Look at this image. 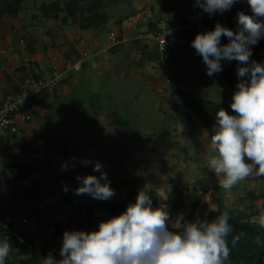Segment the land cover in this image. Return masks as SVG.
<instances>
[{"label": "crops", "instance_id": "1", "mask_svg": "<svg viewBox=\"0 0 264 264\" xmlns=\"http://www.w3.org/2000/svg\"><path fill=\"white\" fill-rule=\"evenodd\" d=\"M139 6H143L142 0H135L132 16H116L111 18L112 21L108 18L106 24L109 28L100 36L97 32L102 27L96 31L79 30L51 19H46L45 23H40V19L34 24L29 18L37 15L39 10L28 5L21 6L16 20H0V106L7 94L23 85L21 60L25 51L36 58L41 71L46 74L52 70L55 55L68 59L82 51L88 55L83 67L71 78L64 80L55 90L34 98L29 118L21 122L18 120L20 116L15 117L17 133H6L0 140V208L8 205L10 190L24 187L28 192L15 197L10 209L15 214L20 213L14 218L17 227L31 235L38 231L36 242L50 235L54 223L78 219L81 226L76 231H83V222L95 224L98 229L100 221L118 216L112 212L110 203L120 206L131 197L135 202L133 193L136 191L142 190L153 195L152 201L161 202L164 194H175L172 190L178 188L177 159L181 158L175 146L180 139L189 142V178L186 175L185 181H189V187L195 186V197L198 198L202 190L209 192L214 204L213 197H221L227 207H257L264 211V177L245 179L229 191L215 187L219 185L218 178L204 164L205 154L212 153V149L202 121L193 116L199 141L198 148H195L188 130L173 111L170 92L165 90L177 69L165 64L164 75L156 77L145 73V63L149 61L145 52L150 45L137 38L147 29L145 16L136 11ZM113 19H117L118 28L109 24ZM110 30L116 34V43H111L108 37ZM12 34L16 35V41H12ZM19 39L23 40L24 47ZM118 61L128 62L130 67L123 66L118 72V80H110V72L114 70L111 66ZM221 63L224 66L227 60ZM11 65L17 66L11 69ZM114 84L123 87L119 89ZM125 85H130L128 91L137 94L134 100L130 99L136 109L132 113L124 110V103L118 99L120 93L127 91ZM218 92L229 98L228 103L232 102L233 92L221 80ZM148 108L152 115L159 114L166 121L168 132L165 136L142 127L141 118L144 119ZM71 154L88 157L103 165L110 186L115 190L110 200L74 194L78 187L77 175L99 176L100 173L93 172L91 165L70 168L68 157ZM64 164H67L68 171L62 170ZM30 192L37 196L32 203L20 201L27 198L22 195ZM190 192L193 194L192 189ZM248 196L251 197L249 202L246 200ZM34 203L41 208L40 216L22 221L26 210H31ZM0 227L11 230L1 217ZM61 246L56 248L54 258L59 255Z\"/></svg>", "mask_w": 264, "mask_h": 264}, {"label": "clouds", "instance_id": "2", "mask_svg": "<svg viewBox=\"0 0 264 264\" xmlns=\"http://www.w3.org/2000/svg\"><path fill=\"white\" fill-rule=\"evenodd\" d=\"M239 0H195V5L212 16L223 15ZM251 15L238 11L235 31L217 22L214 29L198 32L190 42L206 65V74L223 70L221 61H237L236 90L232 95L230 114L224 109L215 113L211 129L212 153H206L204 164L219 186L231 190L248 178L264 177V62L252 60V46L264 38V0H247ZM170 34V33H166ZM222 37L227 43H222ZM82 166H92L99 176L77 175L75 195L87 194L108 201L115 195L103 165L85 159ZM68 171L67 164L62 165ZM67 191V186H64ZM170 215L162 207L154 208L151 197L138 192L118 216L99 222L93 231L63 233L62 259L51 253L41 264H231L227 237L233 232L227 211L209 221L178 223L170 230ZM264 229V212L257 218ZM238 237L233 238V245ZM259 243V237H257ZM10 252L7 242H0V264H6Z\"/></svg>", "mask_w": 264, "mask_h": 264}, {"label": "trees", "instance_id": "3", "mask_svg": "<svg viewBox=\"0 0 264 264\" xmlns=\"http://www.w3.org/2000/svg\"><path fill=\"white\" fill-rule=\"evenodd\" d=\"M105 0H43L39 5V14L32 15L33 20L51 19L58 21L64 25H70L79 30H93L96 31L103 27L108 21V14L103 10ZM117 2L119 0H110ZM23 0H0V20L4 18L16 20L19 9L21 8ZM195 0H168L159 9L162 15L171 14L185 10ZM238 11H243L251 15V10L247 4V0H239L234 4L231 10L223 13L224 26L231 28L235 31L237 27L236 15ZM205 18L202 20L203 32L214 29L216 23L211 17H208L204 12ZM120 22V21H119ZM147 29H154V21L149 20ZM201 32L199 30L187 31L183 30L175 34V45L171 49L163 51L161 54L158 52L154 45H150L146 54L149 60H161L164 64L174 66L176 75L174 76L180 82H184L185 89L177 88L169 93V98L173 104V111L178 121L183 124L189 132L191 140L195 148H198V129L193 120V116L199 118L206 130L207 138L211 142V129L215 123V113L219 109H224L230 114L232 112L230 107L231 103L217 102L202 97L193 96L187 87L192 85L207 86L213 84L215 81H222L227 85L232 92L236 90L237 74L236 70L240 66L237 61H227L223 70L208 76L206 74V65L203 63L202 58L195 53L192 49L190 42L194 39L195 35ZM222 43H227V38L222 37ZM147 45V44H145ZM146 47V46H145ZM252 60L257 62H264V38L252 46ZM183 77V79H182ZM19 175V176H18ZM20 178V174L17 173ZM220 187L219 185L215 186ZM193 197L189 204V212L185 215L180 222L184 223L185 220L189 221L204 220L209 221L217 218L219 215L227 211L230 216L229 223L233 227V232L227 237L228 247L231 249L230 260L231 264H264V229L258 226L257 218L263 210L257 207H249L246 209L227 207L221 201V197H213L216 207L209 209L204 217H196L197 206L199 199L195 197V187H193ZM24 187L13 188L9 192V203L7 206L0 208V217L4 224L11 229L0 227V242H7L10 246V252L6 258V264H41L42 258L46 257L49 253L54 256L56 248L63 242V233L68 230H77L81 225L78 219L72 222L64 221L62 223H54L53 231L50 235L43 237L36 242L37 232L32 235L27 233L25 229L19 228L14 220L15 216H20V213L15 214L10 208L13 205V199L19 197L20 193H27ZM27 197L28 204L36 199L35 193H28L22 195ZM158 198V197H157ZM156 200V199H155ZM156 201H152V204ZM165 202V201H163ZM129 203L117 206V203H110V207L114 214L120 215L122 210H126ZM176 205V204H175ZM173 204V206H175ZM29 207V206H28ZM27 207V208H28ZM264 208V201H262ZM19 208V207H16ZM41 208L37 204H33V208L29 211L26 210L24 217L34 218L40 216ZM179 222V223H180ZM91 231V230H88ZM87 232V231H86ZM234 237H238L235 245L232 241ZM259 237V243H257ZM62 259L60 254L55 258Z\"/></svg>", "mask_w": 264, "mask_h": 264}, {"label": "built area", "instance_id": "4", "mask_svg": "<svg viewBox=\"0 0 264 264\" xmlns=\"http://www.w3.org/2000/svg\"><path fill=\"white\" fill-rule=\"evenodd\" d=\"M203 11L196 7L195 2L188 6L185 10L171 14L158 16L154 20V29H146L137 35V38L148 45H154L161 54L167 49H171L175 45V34L177 32L187 30H198L205 18ZM211 17L215 23L224 24L223 15L215 13ZM170 33V34H166ZM111 43H116L117 38L114 30L108 32ZM20 44L24 47L22 39ZM88 55L85 51L80 52L73 59L58 56L52 57V70L46 74L41 71L40 65L36 58L25 51L22 56L21 65L23 71V85L14 92L7 94L0 106V140L1 137L8 133H17L15 117L18 115L19 121L23 122L31 115L34 105V98L43 92H51L55 90L64 80L71 78L73 74L78 72L85 63ZM59 62V65H56ZM17 65H11L14 69ZM225 66V65H224ZM144 70L150 75L166 74V67L161 60H149L145 63ZM167 81V80H166ZM37 144H40L38 141ZM2 151L0 143V153ZM90 159L85 156L71 154L68 157V166L73 169L86 168L82 166L81 161ZM24 221V219H22ZM83 231L94 230V227L83 223Z\"/></svg>", "mask_w": 264, "mask_h": 264}, {"label": "rangeland", "instance_id": "5", "mask_svg": "<svg viewBox=\"0 0 264 264\" xmlns=\"http://www.w3.org/2000/svg\"><path fill=\"white\" fill-rule=\"evenodd\" d=\"M42 1L43 0H25L22 2L21 6L24 7V6L28 5V7H35V8L37 7L36 9H38V5ZM166 1H168V0H142L143 6H139V9L136 11L139 12V14L145 16L146 23H148L149 20H155L158 16L162 15V13L159 9L162 7V5ZM134 4H135V0H119L117 2L105 0L104 4H103V6H104L103 10L108 14L110 21H112L111 20L112 17L125 16V18H127V17L132 16L135 13V11H133L134 12L133 13L131 10L132 5H134ZM140 7H142V8H140ZM38 14H39V12H38ZM29 19H30V22H33L34 24H36L37 21L33 20L32 16ZM45 20L46 19H41V21H39V22L45 23ZM116 22H117V19H113V22H110L109 24L118 28ZM144 22H145V20H144ZM58 23L62 24L60 22H58ZM102 28H101V31L97 32L99 36L102 33H105V31L108 30L109 26L106 24ZM200 30H201V32H203V27H201ZM11 38H12V41H16V35L15 34H12ZM125 65L130 67L129 63L125 62V61H118V62L112 64L111 68H113L114 70L112 72H110L111 76H109V79L117 81L118 77H119L118 72ZM145 73H146V71H145ZM153 76L157 77V75H153ZM115 85H117V84H114V86ZM125 86H126L127 91H125L122 95L120 93V95L118 96V99L124 103V110L132 113V112H135L136 109H134L135 108L134 102L130 99L134 100L135 96H137V94L136 93L132 94L131 91H128V88L130 87V85L129 86L125 85ZM117 87H119V89H121L123 87V85L118 84ZM177 88L185 89V86L183 85L182 82H180V80H177L175 77H172L171 81L165 85V90L167 92L174 91ZM218 88H219V81H215L213 84L207 85V86L192 85L191 87H187V89L191 91L193 96L203 97L205 99H210V100H214L217 102L218 101L229 102L230 101L229 98L222 96L218 92ZM116 93H118V92H116ZM115 97H117V96L115 95ZM126 100H127V102H125ZM141 111L142 110H140V112ZM156 114H158V113H156ZM141 119H142L141 123H144V125H142V127L146 128V129H152L154 131H157L160 135H163V136H165V134L168 132V125H167V123H165L166 121L164 119H161L159 117V114H158V116L152 115V110L149 108L147 109L146 116L144 117V119L143 118H141ZM136 128H138V127H136ZM188 143L189 142L182 141L180 139L178 141V144H176V146H175V149L178 148V153L181 156L180 159L179 158L177 159V160H179V161H177V163H178L177 170H178V177H179L178 181H177L178 182V188L172 190V193H173V191H175L174 192L175 194H173L171 196L170 192L169 193L164 192V193H167V194H164V196H163V199L165 202L163 203V202L158 200L152 204L154 208L162 207L164 210L168 211V213L170 215V220L168 221L170 230H176L175 227L177 226V224L180 222V220L185 215L188 214L189 209H190L189 204H190V201L193 197V194H191L190 190L193 189V187H195V186L189 187V181L188 180L185 181L186 175L189 178V144ZM171 179H172V176H171ZM168 180L170 181V178H168ZM133 194H135L137 196L138 191H136ZM198 195H199V197H198L199 205H198V208H197L195 215H196V217H204L206 212L209 209H211V207H215V204L211 202V199H210L211 197L208 196L209 192L204 193V192H202V190H200ZM150 197L153 198V195H151ZM165 198L167 200H165ZM250 198L251 197L248 196L246 198V200L248 201V200H250ZM133 199L131 197V199L126 200V202H132ZM203 203H205V204H203ZM172 204H174V205L176 204V205L172 207L171 206ZM186 222H190L189 219L185 220L184 223H186ZM93 225H91V226L94 227V230H96L97 227L95 226V224H93Z\"/></svg>", "mask_w": 264, "mask_h": 264}]
</instances>
